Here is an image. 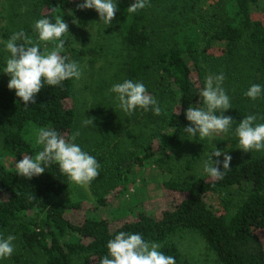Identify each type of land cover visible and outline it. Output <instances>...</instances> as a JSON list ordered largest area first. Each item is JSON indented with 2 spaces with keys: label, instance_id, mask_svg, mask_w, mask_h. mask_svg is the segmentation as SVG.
Segmentation results:
<instances>
[{
  "label": "trees",
  "instance_id": "obj_1",
  "mask_svg": "<svg viewBox=\"0 0 264 264\" xmlns=\"http://www.w3.org/2000/svg\"><path fill=\"white\" fill-rule=\"evenodd\" d=\"M168 1L149 0V7L129 13L127 9L134 0H117L116 13L122 40L129 51L125 80L142 82L156 100L168 96L169 92L178 97L177 105L171 102L169 113H165V133L159 135L160 150H170L176 155L187 144L183 130L190 125L185 116L187 108L204 105L200 95L205 83L203 64L204 60L212 58L208 51L214 41L225 44L229 56H235L244 47L251 48L255 53L254 60L250 56L253 68L264 86V21L256 19L252 11L260 0H226L227 7L220 10L214 28L193 19L181 27L171 45H163L155 17L157 9ZM38 4L41 9L50 11L46 18L54 23L57 16L64 22L68 20L67 12H76L79 2L38 0ZM61 39L64 41L61 55L72 61L65 51L71 43L68 33ZM201 43H206L202 50ZM193 70L198 73V81L193 78ZM7 85L0 87V111L7 117L5 121L0 120V130L6 131L0 156V236L16 225L22 248L40 249L46 264H99L100 259L108 255L107 242L116 234L120 231L140 233L146 242L159 244V250L175 257L179 264L182 254L171 239L182 231H191L206 242L220 264H264V155L230 168L220 180L200 176L182 184L171 178L164 186L185 192L186 197L160 217L139 210L135 212V220H127L116 229L112 228L109 218L92 215L75 223L68 218V213L80 210L82 204L59 201L72 181L60 171L58 164L46 167L39 176L26 179L17 175L15 165L9 166L6 162L7 157L17 162L25 155L34 158L42 150L35 137L40 128L56 130L64 137L72 134L77 113L75 107L67 106V101L73 98L74 78L59 86L45 82L35 97V104L27 107ZM174 86L177 92L171 90ZM150 112L149 117L153 118ZM246 116L244 109L236 110L233 123L238 126ZM97 158L101 168L99 176L91 182L93 186L103 185L105 179L106 156ZM168 158L160 157L149 145L134 163L140 167L150 163L165 165ZM195 161V156L188 161V169ZM236 186L249 187V193L235 214L229 215L227 201L220 212L208 200L209 195H219ZM99 203L103 204L104 200L99 199Z\"/></svg>",
  "mask_w": 264,
  "mask_h": 264
},
{
  "label": "rangeland",
  "instance_id": "obj_2",
  "mask_svg": "<svg viewBox=\"0 0 264 264\" xmlns=\"http://www.w3.org/2000/svg\"><path fill=\"white\" fill-rule=\"evenodd\" d=\"M223 6L227 7L226 0H169L156 11L160 43L171 45L181 27L193 19L204 21L214 28ZM252 9L254 17L264 21V0H260ZM49 13L48 9L39 7L38 0H0V87L8 84L10 80L3 72L10 53L5 50L2 42L7 41L13 33L24 30L40 44L44 53L55 49V40L39 41L38 33L34 31V23L46 18ZM67 15L70 17L65 22L69 25L71 43L65 51L72 61L78 62L82 75L79 80L74 79L73 98L67 101L68 107L76 108L77 116L72 134H66L65 138L69 139L79 131L80 134L74 142L82 150L88 154L94 152L91 155L97 159L99 165L97 156H106L103 185L93 186L90 183L79 186L72 182L68 190L59 197V201L64 203L82 204L80 210H71L68 213L71 221L82 222L86 215L105 217L110 219L112 228L116 229L127 220H135V212L139 210L160 217L164 211L175 208L186 197L185 192L168 189L164 184L171 178L184 184L196 177L208 176L203 172V162L215 148L227 151L232 157L230 168H237L243 162L264 155V151L244 152L240 149L238 137L235 135V123L228 133L210 138L201 139L199 135L193 137L186 134V147L176 155H172L170 150H160L159 135L165 133L163 118L165 113H169L172 103L177 105L178 97L168 89V96L157 99L162 109L161 114L157 116L150 112L153 118L149 117V111L139 108L131 115L123 112L118 107L116 94L109 92L114 84L125 80V64L129 54L121 37V24L117 13L109 25L100 21L95 9L78 8L76 12L68 11ZM205 45L206 43H201L200 50ZM225 47L223 43H212L208 51L212 58L203 62L206 70L204 80L208 76L224 74L222 87L232 105V108L224 112L225 116L233 118L236 110L244 109L247 116H257L256 123H264V93L255 100L244 94L252 84L261 85L250 59V56L253 59L255 53L251 48L244 47L240 53L229 56ZM193 78L198 81L196 70H193ZM171 90L177 92L175 86ZM149 94L154 97L152 92ZM90 117L94 118L93 125L85 126L83 121ZM6 118L0 111V120L5 121ZM5 134L4 129L0 130V156ZM149 145L160 157L167 159L169 156L165 165L150 163L140 167L134 163L135 158L143 156ZM194 156L196 161L188 169L187 163ZM216 159L222 161L223 155L213 157V160ZM17 161L15 158H6L9 166H14ZM248 189L247 186L232 187L219 195H209L208 200L220 212L227 201L229 215H233L247 198ZM99 199H103L104 203H99ZM30 216L33 214L30 213ZM8 235L16 237L13 242L14 252L11 257L0 259V264H46V258L40 249L22 248L21 234L16 225L7 229L2 237L6 238ZM171 242L181 251L182 261L179 264H220L206 242L196 233L182 231L172 237Z\"/></svg>",
  "mask_w": 264,
  "mask_h": 264
},
{
  "label": "clouds",
  "instance_id": "obj_3",
  "mask_svg": "<svg viewBox=\"0 0 264 264\" xmlns=\"http://www.w3.org/2000/svg\"><path fill=\"white\" fill-rule=\"evenodd\" d=\"M149 0H134L128 7L129 13L149 7ZM81 10L95 9L100 21L109 25L118 10L117 0H83L77 4ZM34 31L38 33L39 41H58L54 50L47 53L41 51L40 44L34 41L24 30L13 33L7 41H3L5 50L10 53L3 72L10 77L9 90L23 101L24 106L35 104V97L44 88L45 82L49 86H59L68 79L81 78L82 72L78 62L68 61L61 55L64 41L61 37L69 33V25L57 16L55 22L41 18L34 23ZM224 74L208 76L200 92L205 107L189 106L185 112L190 125L183 130L187 135L201 139L219 134H226L232 128L233 118L225 116L224 112L232 105L230 98L222 87ZM110 93L116 94L118 107L128 115L135 110H151L154 115L161 114L158 101L147 91L142 82L131 79L114 84ZM264 93V86L252 84L244 93L255 100ZM217 111L220 112L217 115ZM94 118L85 119L84 125H93ZM256 115H248L241 119L235 128L240 149L244 152L264 151V123H256ZM79 131L66 139L56 130L40 128L36 133V143L42 145V150L35 157L23 156L15 163L16 173L26 179L39 176L45 168L58 164L60 171L79 186L89 185L98 175L100 165L97 159L82 150L74 141ZM223 155V160H213V157ZM232 157L227 151L215 150L203 162V172L210 178L220 180L226 171H230ZM221 165L223 171H221ZM14 235L6 238L0 236V259L11 257L14 252ZM108 255L100 259L99 264H176L175 257L160 251V245L146 242L140 233H126L120 231L114 239L107 242ZM109 256L111 258H109Z\"/></svg>",
  "mask_w": 264,
  "mask_h": 264
}]
</instances>
